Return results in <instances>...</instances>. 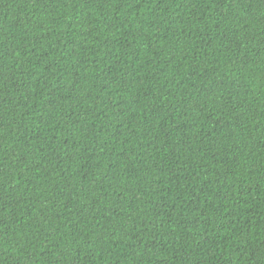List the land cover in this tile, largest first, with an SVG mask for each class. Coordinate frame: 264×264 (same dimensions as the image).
<instances>
[{
	"label": "trees",
	"instance_id": "1",
	"mask_svg": "<svg viewBox=\"0 0 264 264\" xmlns=\"http://www.w3.org/2000/svg\"><path fill=\"white\" fill-rule=\"evenodd\" d=\"M0 264H264V0H0Z\"/></svg>",
	"mask_w": 264,
	"mask_h": 264
}]
</instances>
